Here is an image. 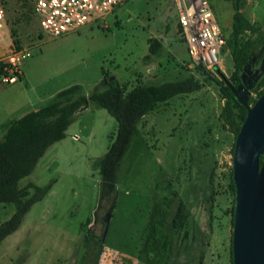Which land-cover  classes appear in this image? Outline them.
<instances>
[{
    "label": "rangeland",
    "instance_id": "rangeland-1",
    "mask_svg": "<svg viewBox=\"0 0 264 264\" xmlns=\"http://www.w3.org/2000/svg\"><path fill=\"white\" fill-rule=\"evenodd\" d=\"M209 2L225 38L213 68L193 64L176 0H125L104 19L56 38L42 31L32 0H3L8 34L0 62L12 49L30 50L19 83L35 94L81 85L90 95L102 74L117 73L127 89L191 76L202 88L147 115L108 196L100 161L118 123L98 104L79 112L71 138L20 182L44 193L19 233L0 244V264H233L235 135L221 114L235 51L264 34V0ZM151 39L162 48L148 70V60L136 63ZM257 99L252 93L251 105ZM14 211L1 204L0 224Z\"/></svg>",
    "mask_w": 264,
    "mask_h": 264
},
{
    "label": "trees",
    "instance_id": "trees-1",
    "mask_svg": "<svg viewBox=\"0 0 264 264\" xmlns=\"http://www.w3.org/2000/svg\"><path fill=\"white\" fill-rule=\"evenodd\" d=\"M149 44L150 54L157 55L162 43L157 39H151ZM263 58L264 34L235 51L232 84L239 86L242 83L240 73L244 68L249 67L252 62L255 66H259ZM5 67L6 65L0 62L1 79L8 74ZM201 88L202 83L191 76L160 85L139 83L127 89L115 77L105 74L102 84L90 95L82 93L83 89L80 85L71 86L59 92L37 111L30 112L15 121L5 139L0 141V204L15 206L12 217L0 224V244L20 229L26 215L44 193L41 187L34 184L21 187L20 182L35 171L53 145L67 137V131L80 111L87 109L90 104H98L118 123L117 134L108 152L100 161L103 195L108 196L117 189L120 166L145 117L159 106L179 96L192 94ZM252 93H257L258 98L264 94V79ZM224 97L226 103L221 118L224 125L235 135L234 155L237 137L247 118L248 109L238 102L230 87L224 91ZM263 162L264 156L261 157V165ZM231 181L236 193L233 170ZM32 190H35L34 194ZM234 203L236 204V198ZM180 211L182 213V208ZM235 211L234 207L233 227ZM84 241L85 245L88 244V238ZM232 263L234 264L233 235Z\"/></svg>",
    "mask_w": 264,
    "mask_h": 264
},
{
    "label": "built area",
    "instance_id": "built-area-1",
    "mask_svg": "<svg viewBox=\"0 0 264 264\" xmlns=\"http://www.w3.org/2000/svg\"><path fill=\"white\" fill-rule=\"evenodd\" d=\"M125 0H32L42 31L52 37L77 32L98 19H104ZM179 6L180 36L185 41L193 64L213 68L221 65L220 51L225 38L209 0H176ZM8 25L3 0H0V44L6 41ZM30 50L12 49L2 60L8 73L5 84L22 79V62L31 58Z\"/></svg>",
    "mask_w": 264,
    "mask_h": 264
},
{
    "label": "water",
    "instance_id": "water-1",
    "mask_svg": "<svg viewBox=\"0 0 264 264\" xmlns=\"http://www.w3.org/2000/svg\"><path fill=\"white\" fill-rule=\"evenodd\" d=\"M252 62L240 73L241 84L227 81L238 102L248 109V115L238 134L233 158V181L236 187L235 221L233 228L234 264H264V94L251 105L252 92L264 79V58L249 72Z\"/></svg>",
    "mask_w": 264,
    "mask_h": 264
},
{
    "label": "crops",
    "instance_id": "crops-1",
    "mask_svg": "<svg viewBox=\"0 0 264 264\" xmlns=\"http://www.w3.org/2000/svg\"><path fill=\"white\" fill-rule=\"evenodd\" d=\"M149 47H150V44H148V46L142 52V54L138 56V58H137L138 62L136 63L137 66H138L141 63V59L144 58V59L148 60L150 62V64L147 65V67H146L148 70L151 69V68H156L155 59L160 54V52H159L157 55H151L150 52H149ZM120 74L121 73L111 74V76L115 77L117 79V81L120 82V78H119ZM23 77H24V75H23ZM103 80H104V74H102V76H100L95 81V83H94L95 88H98L102 84ZM23 81H24V79H23ZM19 82L15 83V84H5V83L2 82V80H0V85H1V88H0V141L5 139V136H6L7 132H8V130H9V128L12 126V124L15 121H17L18 119L22 118L23 116H25L26 114H28L30 112L37 111L45 103H47L50 100H52L59 92H61L64 89H67V88L71 87V86H68V87L63 88V89L53 90L48 95L46 93H44V94H35V93H33L31 91L32 87L30 86L29 83H22V82L19 83ZM18 85H20V88H16ZM156 85H160V84H156ZM81 87H82V89L84 91V87L83 86H81ZM90 105H89V107H90ZM87 109H85V111ZM82 111H80V112H82ZM68 131H67V137L64 140L61 141L62 143L64 141H66L68 138L69 139L71 138L68 135ZM57 144H55V145H57ZM55 145H53L52 147H54ZM3 205H11V204H3ZM35 205L31 208L29 213L26 215V217H25V219L23 221V224L20 227V229L17 232H15L13 235L9 236L4 241L5 243L7 241H9V239L11 237H13L17 233H19V231L27 223L28 219H31V217H32L31 215L33 214V210L35 208ZM5 209H6V207H5ZM14 212L12 213V215L14 214Z\"/></svg>",
    "mask_w": 264,
    "mask_h": 264
},
{
    "label": "flooded vegetation",
    "instance_id": "flooded-vegetation-1",
    "mask_svg": "<svg viewBox=\"0 0 264 264\" xmlns=\"http://www.w3.org/2000/svg\"><path fill=\"white\" fill-rule=\"evenodd\" d=\"M257 68H258V66L254 67V68L252 69V71L249 72V76H250V77H257V76H258V73L256 72V69H257Z\"/></svg>",
    "mask_w": 264,
    "mask_h": 264
}]
</instances>
